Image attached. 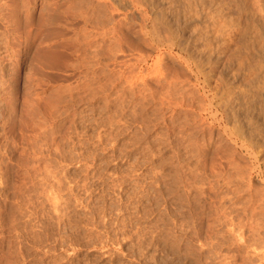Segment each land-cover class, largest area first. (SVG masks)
<instances>
[{"label":"rangeland","instance_id":"obj_1","mask_svg":"<svg viewBox=\"0 0 264 264\" xmlns=\"http://www.w3.org/2000/svg\"><path fill=\"white\" fill-rule=\"evenodd\" d=\"M69 1L0 0V264H264V0Z\"/></svg>","mask_w":264,"mask_h":264},{"label":"bare ground","instance_id":"obj_2","mask_svg":"<svg viewBox=\"0 0 264 264\" xmlns=\"http://www.w3.org/2000/svg\"><path fill=\"white\" fill-rule=\"evenodd\" d=\"M57 1H58V0H57ZM70 1H71V0H70ZM70 1H69V2H70ZM86 1H87V0H86ZM109 1H110V0H109ZM109 1H108V2H109ZM112 1H113V0L110 1V4L113 3ZM121 1H122V0H121ZM128 1H131V0H128ZM134 1H136V0H134ZM189 1H190V0H189ZM221 1H224V0H221ZM247 1H248V0H247ZM247 1H246V4H247ZM260 1H261V0H260ZM71 2H73V1H71ZM97 2H98V1H97ZM97 2H96V3H97ZM108 2H107V3H108ZM111 2H112V3H111ZM123 2H124V1H123ZM123 2H122V3H123ZM131 2H133V0H132ZM131 2H129V4H130ZM218 2H219V1H218ZM79 3H82V0H79ZM83 3H84V2H83ZM101 3H102V2H101ZM107 3H106V4H107ZM125 3H127L126 0H125ZM133 3L135 4V2H133ZM181 3H182V2H181ZM193 3H194V2H193ZM205 3H206V2H205ZM104 4H105V3H104ZM104 4L102 3V4H100V5H102V6L104 7V6H105ZM129 4H128V5H129ZM136 4H138V6L140 5L138 2H136ZM145 4H146V3H145ZM194 4H195V3H194ZM197 4H198V3H197ZM211 4H212V3H211ZM223 4H224V3H223ZM249 4H250V3H249ZM258 4H259V3H258ZM261 4H262V3H261ZM94 5H95V4H94ZM97 5H98V4H97ZM115 5H116V6H115ZM120 5H121V4H120ZM128 5L125 6V5L122 4V9H123V6H124V7H129ZM142 5H143V4H142ZM187 5H189V4H187ZM234 5H235V4H234ZM70 6H71V4H70ZM98 6H99V5H98ZM98 6H97V7H98ZM113 6H114V7H119V4H118V6H117V3H115V4L113 3ZM131 6H134V5H131ZM140 6H141V5H140ZM140 6L138 7V9L140 8ZM172 6H173V5H172ZM178 6H179V5H178ZM215 6H216V5H215ZM223 6H225V4H224ZM242 6H243V5H242ZM250 6H251V5H250ZM95 7H96V6H95ZM95 7H94V8L92 7V8L95 10ZM97 7H96V8H97ZM114 7H113V8H114ZM134 7H135V6H134ZM196 7H197V6H196ZM216 7H217V6H216ZM243 7H244V6H243ZM261 7H262V6H261ZM55 8H56V7H55ZM65 8H66V7H65ZM68 8H69V5H68ZM85 8H86V7H85ZM88 8H89V7H88ZM92 8H91V10H92L93 13H94V10H93ZM101 8H102V7H101ZM107 8H109L110 12H111V11L113 12L114 9H117V8H114V9L111 8V9H110V6H109V7L107 6ZM130 8H133V7H130ZM135 8H136V7H135ZM143 8H145V7L143 6ZM181 8H182V7H181ZM183 8H184V7H183ZM241 8H242V7H241ZM63 9H64V8H63ZM71 9H72V8H71ZM74 9H75V8H74ZM127 9H128V8H127ZM141 9H142V6H141ZM188 9H189V7H188ZM221 9H222V8H221ZM250 9H251V8H250ZM51 10H52V9H51ZM61 10H62V9H61ZM81 10H82V9H81ZM97 10H100V7H99V9H96V11H97ZM117 10H119V8H118ZM125 10H126V9H125ZM186 10H187V9H186ZM214 10H215V9H214ZM226 10H227V9H226ZM251 10H252V9H251ZM53 11H54V10H53ZM62 11H64V10H62ZM62 11H60L59 13H61ZM70 11H71V10H70ZM92 11H91V12H92ZM101 11H102V10H101ZM101 11H99V13H100ZM135 11H136V10H135ZM139 11H140V10H139ZM141 11H142V10H141ZM149 11H150V10H149ZM183 11H184V10H183ZM217 11H218V10H217ZM65 12H66V11H65ZM65 12L62 13V14H65ZM72 12H73V11H72ZM75 12H76V11H75ZM75 12H74V13H75ZM87 12H88V11H87ZM97 12H98V11H97ZM102 12H103V11H102ZM106 12H107V11H106ZM110 12H109V13H110ZM112 12H111V14H112ZM115 12H116V11H115ZM242 12H243V11H242ZM246 12H247V11H246ZM249 12H250V11H249ZM252 12H253V11H252ZM67 13H68V12H67ZM95 13H96V12H95ZM99 13H98V14H99ZM104 13H105V12H104ZM107 13H108V12H107ZM187 13H188V11H187ZM52 14H55V13H52ZM70 14L73 16L72 13H70ZM84 14H85V12H84ZM91 14H92V13H91ZM117 14H118V13H117ZM122 14H123V13H122ZM135 14H136V13H135ZM139 14H140V13H139ZM142 14H143V13H141V15H142ZM161 14H162V13H161ZM194 14H195V11H194ZM218 14H219V13H218ZM260 14H261V13H260ZM57 15H58V14H57ZM67 15H68V14H67ZM81 15H82V14H81ZM95 15L98 17L97 14H94V16H95ZM100 15L102 16V20H103V16H104V15L107 16L106 14L103 15V13H102V14L100 13ZM100 15H99L98 19H97L96 17H93V18H94V19L96 18V19L99 21V20H100V19H99V18H100ZM109 15H110V14H109ZM128 15H129V14H128ZM204 15H205V14H204ZM211 15H212V14H211ZM223 15H224V14H223ZM82 16H83V15H82ZM82 16H81V18H82ZM92 16H93V14H92ZM92 16H91V17H92ZM113 16H114V14H113ZM117 16H118V15H117ZM130 16H131V15H130ZM143 16H145V14H144ZM183 16H184V15H183ZM51 17H52V16H51ZM59 17H60V16H59ZM59 17H58V18H59ZM61 17H62V19H63V17H64L65 19H68V17L63 16V15H61ZM61 17H60V18H61ZM83 17H84V20H85V18H87V17H85V16H83ZM108 17H109V16H108ZM108 17L106 18L107 20H108ZM114 17H115V16H114ZM208 17H209V16H208ZM258 17H259V16H258ZM69 18H71V19L69 20V21H70L69 24H71V22L73 23L74 18L76 19V16L74 15L73 18H72V17H69ZM77 18H79V17H77ZM89 18H90V17H89ZM93 18H92L91 20H89V22L92 21V20L95 22L96 20H94ZM125 18H127V17H125ZM136 18H137V17H136ZM141 18H143L142 20H144V17L141 16ZM159 18H160V17H159ZM184 18H186V17H184ZM227 18H228V17H227ZM72 19H73V20H72ZM106 19H105V20H106ZM182 19H183V18H182ZM191 19H192V18H191ZM202 19H203V18H202ZM210 19H211V18H210ZM214 19H215V18H214ZM54 20H55V19H54ZM59 20H60V19H59ZM71 20H72V21H71ZM87 20H88V18H87ZM87 20H86V21H87ZM134 20H135V19H134ZM147 20H148V19H147ZM222 20H223V19H222ZM227 20H228V19H227ZM61 21H64V19L61 20ZM79 21H80V20H78V22H79ZM81 21H82V20H81ZM86 21H85V23H86ZM103 21H104V20H103ZM108 21H109V22L111 21V22L113 23V22H114V19H112V18L110 17V19H109ZM120 21H121V20H120ZM140 21H141V20H140ZM169 21H170V20H169ZM223 21H224V20H223ZM64 22H67V20H65ZM94 22H93V24L96 25L95 23H96L97 21H96L95 23H94ZM104 22H105V21H104ZM109 22H107V24H111V22H110V23H109ZM170 22H171V21H170ZM244 22H245V21H244ZM55 23H56V22H55ZM76 23H77V22H76ZM90 23H91V22H90ZM127 23H128V22H127ZM134 23H135V22H134ZM187 23H188V22H187ZM66 24H67V23H66ZM100 24H101V23H100ZM210 24H211V23H210ZM224 24H225V23H224ZM227 24H228V23H227ZM49 25H50V22H49ZM64 25H65V24H64ZM86 25H87V24H86ZM168 25H169V24H168ZM221 25H222V24H221ZM261 25H262V24H261ZM90 26H92V25H90ZM99 26H100V25H99ZM141 26H142V25H141ZM152 26H153V25H152ZM182 26H183V25H182ZM222 26H223V25H222ZM74 27H75V26H74ZM104 27H105V26H104ZM214 27H215V26H214ZM154 28H155V27H154ZM158 28H159V27H158ZM224 28H225V27H224ZM228 28H229V27H228ZM257 28H258V27H257ZM101 29H103V28H101ZM141 29H142V27H141ZM151 29H152V28H151ZM220 29H221V27H220ZM220 29H219V30H220ZM230 29H231V28H230ZM95 30H96V29H95ZM98 30H99V27H98ZM104 30H106V29H104ZM110 30H111L110 33H112V32H113L112 27H111ZM154 30H155V29H154ZM157 30H158V29H157ZM79 31H81V29H80ZM79 31H78V32H79ZM106 31H108V29H107ZM175 31H176V30H175ZM237 31H238V30H237ZM91 32H92V31H91ZM99 32H100V31H99ZM101 32H103V30H102ZM101 32H100V33H101ZM150 32H151V30H150ZM152 32H154V31H152ZM75 33H76V32H75ZM100 33H99V34H100ZM105 33H106V32H105ZM105 33H103V34H105ZM108 33H109V32H108ZM114 33H115V32H114ZM163 33H164V32H163ZM217 33H218V32H217ZM84 34H85V33H84ZM84 34H83V35H84ZM160 34H162V33H160ZM225 34H226V32H225ZM85 35H86V34H85ZM85 35H84V36H85ZM105 35H107V34H105ZM110 35H111V34H110ZM183 35H184V34H183ZM96 36H97V35H96ZM158 36H159V35H158ZM172 36H173V35H172ZM218 36H219V35H218ZM221 36H222V35H221ZM242 36H243V35H242ZM85 37L88 38V36H85ZM93 37H94V36H93ZM207 37H208V36H207ZM86 38H85V39H86ZM104 38H105V36H104ZM113 38H114V37H113ZM156 38H157V37H156ZM169 38H170V37H169ZM200 39H201V38H200ZM208 39H209V38H208ZM78 40H79V39H78ZM88 40H89V38H88ZM88 40H87V41H88ZM163 40H164V39H163ZM83 41H84V42L86 41V40H84V37H83ZM83 41H82V42H83ZM91 41H92V40H91ZM165 42H166V41H165ZM203 42H204V41H203ZM227 42H228V41H227ZM88 43H89V42H88ZM154 43H155V42H154ZM158 43H159V42H158ZM172 43H173V42H172ZM221 43H222V42H221ZM251 43H253V42H251ZM80 44H81V43H80ZM90 44H91V42H90ZM170 44H171V43H170ZM245 44H246V43H245ZM86 45H87V44H86ZM88 45H89V44H88ZM166 45H167V44H166ZM206 46H207V45H206ZM83 48H84V47H83ZM166 48H167V47H166ZM250 48H251V47H250ZM260 48H261V47H260ZM78 49H79V48H78ZM213 49H214V48H213ZM92 50H93V49H92ZM104 50H105V49H104ZM223 51H224V50H223ZM92 53H93V52H92ZM92 53H91V54H92ZM220 53H222V52H220ZM86 55H87V54H86ZM194 55H195V54H194ZM210 55H211V54H210ZM259 55H260V54H259ZM12 56H13V55H12ZM82 58H83V57H82ZM190 58H191V57H190ZM257 59H258V58H257ZM85 60H86V59H85ZM199 60H200V59H199ZM206 60H207V59H206ZM213 61H214V60H213ZM194 63H195V62H194ZM96 64H97V63H96ZM202 64H203V63H202ZM207 64H208V63H207ZM92 66H93V65H92ZM197 67H198V66H197ZM120 69H121V68H120ZM262 76H263V75H262ZM143 80H144V79H143ZM94 81H95V80H94ZM263 81H264V80H263ZM258 83H259V82H258ZM256 88H257V87H256ZM257 89H258V88H257ZM262 89H263V88H262ZM244 100H245V99H244ZM248 104H249V103H248ZM244 105H245V104H244ZM245 106H246V105H245ZM239 108H240V107H239ZM226 109H227V108H226ZM230 109H231V108H230ZM241 111H242V110H241ZM247 111H248V110H247ZM257 111H258V110H257ZM226 112H227V111H226ZM234 119H235V118H234ZM259 123H260V122H259ZM252 127H253V126H252ZM255 129H256V128H255ZM0 171H1V170H0ZM56 180H57V179H56ZM57 183H58V182H57ZM122 183H123V182H122ZM55 184H56V183H55ZM112 185H113V183H112ZM63 186H64V185H63ZM111 188L113 189V187H111ZM107 189H108V188H107ZM118 190H119V189H118ZM50 191H51V190H50ZM56 191H57V190H56ZM74 193H75V192H74ZM55 194H56V193H55ZM125 195H126V194H125ZM54 196H55V195H54ZM52 197H53V196H52ZM77 197H79V196H77ZM128 197H129V196H128ZM68 198H69V197H68ZM123 198H124V197H123ZM52 199H53V198H52ZM55 199H56V198H55ZM113 199H114V198H113ZM49 200H50V199H49ZM53 200H54V199H53ZM56 200H57V199H56ZM78 200H79V199H78ZM110 201H111V200H110ZM123 202H124V201H123ZM54 203H55V201H54ZM97 204H98V203H97ZM125 204H126V203H125ZM54 205H55V204H54ZM56 205H57V204H56ZM59 206H60V205H59ZM110 207H111V206H110ZM125 207H126V206H125ZM54 210H55V209H54ZM54 210H53V212H54ZM55 211H56V210H55ZM70 213H71V212H70ZM62 214H63V213H62ZM94 214H95V212H94ZM96 216H97V215H96ZM79 219H80V218H79ZM51 222H52V221H51ZM120 222H121V221H120ZM58 223H59V222H58ZM110 226H111V225H110ZM88 227H89V226H88ZM106 234H107V233H106ZM94 235H95V234H94ZM124 235H125V234H124ZM73 236H74V235H73ZM73 236H72V237H73ZM91 236H92V235H91ZM109 239H110V238H109ZM104 242H105V241H104ZM93 244H94V243H93ZM140 244H141V243H140ZM74 248H75V247H74ZM109 255H110V254H109ZM170 255H172V254H170ZM139 257H140V256H139ZM164 264H165V263H164Z\"/></svg>","mask_w":264,"mask_h":264}]
</instances>
